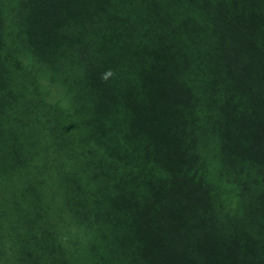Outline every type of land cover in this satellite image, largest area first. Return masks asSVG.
I'll list each match as a JSON object with an SVG mask.
<instances>
[{"label":"trees","instance_id":"trees-1","mask_svg":"<svg viewBox=\"0 0 264 264\" xmlns=\"http://www.w3.org/2000/svg\"><path fill=\"white\" fill-rule=\"evenodd\" d=\"M13 8L19 46L0 31V264H264V0ZM22 49L66 109L25 115L37 87Z\"/></svg>","mask_w":264,"mask_h":264},{"label":"rangeland","instance_id":"rangeland-1","mask_svg":"<svg viewBox=\"0 0 264 264\" xmlns=\"http://www.w3.org/2000/svg\"><path fill=\"white\" fill-rule=\"evenodd\" d=\"M16 2L17 0H0V6L3 9L2 15L5 18V24L0 26V31L4 32V29L6 30L7 28H9L7 29L5 34L8 42V47L19 46L18 39L17 37H15V35H12L10 38L7 35L8 32L14 33L13 29H18L15 24V9L13 8ZM18 56V59L21 60V64H23V66L29 65L31 70H33L30 81L32 80L34 85L37 87V91L35 90L34 96L31 97V103L36 105V107L31 108V110L28 109V113H25V115L33 119L35 115H39L42 111H45L46 114H49L54 110H58L59 112H61L62 109H66L67 95L64 92L65 90L63 91L64 88H62V85L58 82L57 78L48 76V74L43 69L35 64V62H32L31 55L24 49H22V52L20 51L18 53ZM50 105H58V108H54ZM220 152L221 151L218 147H213L206 154V160L208 162V173L211 180H215V177L221 166V161L219 160ZM215 183L222 187L226 186L223 182L220 181H215Z\"/></svg>","mask_w":264,"mask_h":264},{"label":"clouds","instance_id":"clouds-1","mask_svg":"<svg viewBox=\"0 0 264 264\" xmlns=\"http://www.w3.org/2000/svg\"><path fill=\"white\" fill-rule=\"evenodd\" d=\"M114 75L115 72L112 69H109L101 74V80L106 82L109 78L113 77Z\"/></svg>","mask_w":264,"mask_h":264}]
</instances>
